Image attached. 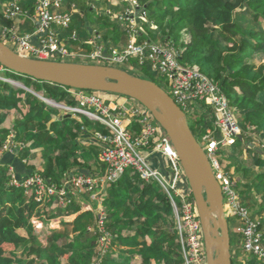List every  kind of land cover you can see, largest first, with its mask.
I'll list each match as a JSON object with an SVG mask.
<instances>
[{"label": "trees", "instance_id": "16d2710c", "mask_svg": "<svg viewBox=\"0 0 264 264\" xmlns=\"http://www.w3.org/2000/svg\"><path fill=\"white\" fill-rule=\"evenodd\" d=\"M138 1L149 19L167 31V40L173 37L177 47L184 49V61L202 65L203 71L220 83L236 109L242 135L250 134L254 128L264 135V62L258 65L251 60L258 52L264 54V0ZM86 8L91 9L89 6ZM182 33L185 39L180 41ZM8 73L22 78L27 87L38 93L42 91L45 97L58 102H74L68 99L64 86L12 71ZM95 92L107 97L121 96L112 92ZM24 107L28 110L24 111ZM1 112L6 113L5 117L10 112L6 120L8 125L3 122ZM49 116V105L33 93L0 82V146L12 132L20 139V136L25 137L19 129L30 127L35 129L36 140L33 143L40 145L38 148L42 147L43 161L42 171H37L38 168L30 162H24L30 157V143L17 154L6 151L0 161V264H91L97 255L96 241L102 233H89V226H96L93 211H81L76 201L66 205L65 210L75 214L72 219L74 234L60 246L58 242H62L66 235L56 232L44 245L35 233L32 217L35 214L43 218L48 214L46 209L38 208V202L26 193L24 187L11 183L9 164L13 165L19 181L35 172H42L49 181L59 183L64 172L72 167L85 174L94 172L91 166L82 164L66 145L73 138L77 143L88 142V135L82 137L83 123L73 117L51 121ZM196 116L195 128H191L198 139H202L211 122L203 120V114ZM94 126L104 127L99 122ZM132 128V131L140 129L137 124ZM89 140L90 151L101 168L99 151L96 150L98 144ZM241 143L242 139L237 137L232 147L235 149ZM251 164L246 163L245 169ZM257 181L264 183V172L258 174ZM105 192L106 228L112 235V247L116 245L119 249L118 257L109 251L100 264H135L136 257L140 259L139 264H185L174 209L159 182L144 180L138 172L128 168L120 179L106 187ZM54 214H48L49 218ZM233 264H236L235 257Z\"/></svg>", "mask_w": 264, "mask_h": 264}, {"label": "built area", "instance_id": "2783aa9c", "mask_svg": "<svg viewBox=\"0 0 264 264\" xmlns=\"http://www.w3.org/2000/svg\"><path fill=\"white\" fill-rule=\"evenodd\" d=\"M21 1L12 0L7 3L2 12L4 19L13 20L22 13ZM125 1L128 3V8L123 15L125 24H127V42L121 44L120 40L119 43H111L108 54H105L103 48L99 47L92 54V58H101L110 65L130 70L133 60L141 63L149 62L168 80L170 94L186 116L194 117L197 114H203V120L211 122V125L205 128L201 140L208 145H206V152L223 189L226 217L228 220L232 217L242 223V226L238 228L240 239L236 241L237 250L234 253L242 251L247 255L246 257L253 255L252 258L259 260L258 264H264L262 224L253 217L251 209L235 190L231 176L221 169L219 162L222 154L220 144L231 145L242 134L236 109L230 103L228 95L219 82L208 76L196 64L184 61L182 58L184 49H180L170 40L164 42L144 40L135 24V19L137 16L142 18V22H146L150 27L154 25V21L149 20L146 10L138 0ZM36 2V13L39 19L37 34L41 36V47L32 43L31 35L20 37L7 25H0L1 40L8 42L11 46L9 47L18 53L30 57L48 59L49 57L66 56L69 53L62 44L61 31L58 29L67 30L71 27L73 12L62 9L66 0H36ZM71 38H77L75 32L72 33ZM0 67L2 70H8L2 64ZM64 89L68 93V99L74 102H58L45 97L43 93L38 94L45 103L64 110L66 114L71 113L77 122L83 123L82 129L85 133H88L90 129L84 124L81 116L87 118L93 125L99 122L104 126L97 128L94 136L91 137L100 147L98 159L102 167L99 171L88 174L78 170L69 171L60 187L57 183L46 179L40 172L27 177L21 181V184L23 186L27 183L35 185L38 196L46 193L60 194L61 198L70 204L75 201L73 200L75 188L99 183L98 192L93 195V198H97L101 190L106 189L105 186L117 181L128 168H132L140 174L142 179L159 182L167 192L174 214L178 219L177 229L186 264H208L204 234L195 201L188 194L177 189V183L182 177L178 154L171 138L151 111L132 98H112L102 96L95 91L65 86ZM209 108L212 110L209 111ZM134 124L140 127L139 131H132ZM217 130L223 134L221 140L216 138ZM13 138L14 134H10L3 143L2 151H12L16 148ZM143 151L146 154H143ZM151 153H158L168 158L170 179L160 167H154L152 162L147 160V154ZM14 184L20 185L18 181ZM174 193L179 196L180 202L175 199ZM84 210H87V206ZM94 210L88 207L87 211L94 212L96 224L94 228L102 233L99 238L105 241L100 245L97 257L91 264H100L104 253L113 248L112 240L108 241L112 235L106 228L107 211L104 201L97 206L96 211ZM108 243L110 246L105 250V245Z\"/></svg>", "mask_w": 264, "mask_h": 264}, {"label": "rangeland", "instance_id": "374dc122", "mask_svg": "<svg viewBox=\"0 0 264 264\" xmlns=\"http://www.w3.org/2000/svg\"><path fill=\"white\" fill-rule=\"evenodd\" d=\"M3 1L7 2V0H3ZM103 1H105V0L75 1V4H78V2H80V5H78L79 12H77V13H80L82 16L87 17L90 24L94 28H97L98 30L102 31L103 35L108 37V39L105 40L106 42L114 41V39L117 38V39H119L117 41L118 43L121 40V44H124L128 40V32H127V27H126L127 24H125V20L123 18V15L126 12V9L128 8V3L125 0H113V3H110V1L106 0V4L102 5ZM86 6H89L91 9L88 10L86 8ZM105 24H107V25H105ZM135 24L137 25V28L139 29L140 35H142L144 37V40H147V41L153 40L154 42L167 41V35H168L167 31L165 32L163 29H161L159 27V25H157L155 23V21H154V25L152 27H150V25L147 24L146 22H144V21L142 22V18L137 16V18L135 19ZM62 32H63V35L67 34V31L65 29H63ZM216 37L220 38V36L218 34H216ZM81 39H84V36L82 35V33H81ZM184 39H185V34L182 33L180 41H182ZM170 41L173 42V37L170 39ZM6 43L8 46H10V44H8V42H6ZM78 43H79V41H77V42H70L69 41L68 42V48H71L73 45H76ZM114 43H116V42H114ZM96 44H98V43H96ZM92 54H93V52H91L88 55L82 56V57L84 59H86L87 61H90V59H87V58H89V57L92 58ZM67 55H69V54H66V56ZM61 58H65V56L61 55ZM251 60H252V62L259 65L260 63L264 62V54L262 52H258L255 55V58H253ZM94 63H96V64H102V63L109 64L108 62H104L103 59H101V58H96V60H94ZM195 64L200 69L203 68L202 65L197 64V63H195ZM130 66H131V70L128 69L129 71H131L134 74L140 75V76L145 75V77L154 80L156 83L161 85L167 92L170 93V87H169L168 80L163 76V74L161 72H159L157 69H154L153 66L149 62L141 63L138 60H133ZM0 68H2V67H0ZM125 69H127V68H125ZM8 71H10V70L0 69V82H7L13 88H23L26 90L29 88L24 84L25 81L22 78L16 77L13 75V73H8ZM29 89L33 90V88H29ZM33 91H34V93H33L34 96L40 98L39 97L40 94H37L38 92L35 90H33ZM35 92H36V94H35ZM8 93H10V90H8ZM39 93H43V92L41 91ZM102 96H108V95H102ZM110 97H112V98H115V97L119 98L120 97L121 99L129 98V97L124 96V95H121V96L110 95ZM52 99H54V98H52ZM23 109H24V111L28 110L27 107H24ZM49 109H50L49 118L51 121L61 120L62 115H67L64 110H61L60 108H58L56 106L49 105ZM197 111H200V110L197 109ZM9 113L10 112H8L6 117H5L6 113L1 112V115H4L3 122H5L7 120V116L9 115ZM68 114H71V113H68ZM198 115H200V114H197V116ZM81 118H82V121L84 122V124L87 127H89V129H90V131L85 134V137L87 135L90 137V138H87L88 142H86V143L78 142L77 143V142H75V140L73 138L72 140L67 141L66 145L68 146V148L70 150L74 151L76 157L78 159H80V162L82 164H86L88 166H91L93 171L96 172V171L100 170V166H98L96 164V162L94 160V156L92 155V152L90 151V142L91 141L89 139H91V137L94 136V131L97 129V127L94 126L93 123L91 121H89L87 118H85L83 116H81ZM187 118H188L190 125L193 128H195L194 123H193L194 122L193 117L190 115H187ZM241 118H242V116H241ZM5 123H7V121ZM7 125H8V123H7ZM249 127H251V126L249 125ZM247 130H248V128H247ZM19 131L22 134H25V137L22 138V136H20L21 137V139H20L16 136V134L14 132L11 133V134H14L13 141H14V145L16 146V148H14V151L15 150L17 151V149H18V151L22 150V148L24 149L27 145H29L28 143H30V145H29L31 147V150L29 151V153H30L29 159L30 160L27 158L24 160H26L27 163L30 162L36 168H38L37 171H42V170H40L43 167V161L41 160L42 147L38 148V146H40V145H38L37 143H33V140H36V137H34L35 129H32V128L30 129V127L28 129H25V127H21L19 129ZM83 133H85V132L83 131ZM253 133H254V135L251 137L250 136L251 134H250L249 137L247 138V140L252 141L253 143L256 142V143H254L255 145L261 146V144H262L261 142L264 141V135L262 134V132L260 130H257L255 128H254ZM81 134H82V132L79 134L78 137H80ZM238 137H240V136H238ZM216 138L218 140H221L223 138V134L220 130L216 131ZM199 140L202 141L200 138H199ZM202 142L206 148L207 144L204 143V140ZM95 145H97V144H95ZM2 146H0V160L1 161L4 157L3 156L4 153L6 152V151H2ZM96 148H97L96 149L97 151H100V147H98V145ZM229 150H230V148L228 149V151ZM143 154H146V153L143 151ZM223 154H224V151H222V154L219 157L221 169L224 172L228 173V175L231 176V180H232V183L235 187V190L238 192V194L240 195L242 200L245 203L247 201L249 202L250 198L247 195H245L243 192L248 193L250 191L247 187L242 185L241 182L247 183L249 180H251V177L244 176V174L242 173L241 170L237 171V166H239L240 168H242L243 166L246 167V163L250 162V160H252L253 156H249V158L248 157L244 158V157H241L240 155H238V157H236L233 160L232 157H234L233 156L235 154L234 151H232L228 154V155H230V156H228V158L225 157V155H223ZM225 154H227V153H225ZM26 155H27V153H26ZM156 156H160V154L148 155L147 160L150 162V160H152ZM158 158L162 160V157H158ZM36 161H38V162H36ZM230 161H232V162L230 163ZM159 162H160V160L157 162V164H154V167L158 168ZM9 166H10L9 170L12 172L11 183H15L16 181H18L20 183V185H18V186L19 187H25L26 193L32 199H34L35 201L38 202V204H39L38 208H41V207L45 208L46 212L49 215L53 212L55 213L54 216H52L50 218H49L48 214H45L46 217L43 215V218H39L38 216H35V214L33 215L32 222L34 223V226H35V233L38 235L40 241L44 245H46V243H48V240H50V238L53 237V235L56 232H63L66 235L65 239L62 242H58V243H61V244H59L60 246L63 245L64 243H66L69 240V236H72L74 234L72 219L75 216V214L65 210L66 205H68L67 202L65 201V199L63 200L61 198L60 194H57V193H55V194L46 193V194H42V195L38 196L37 195V188L35 187V185L27 183V184H24V186H23L21 184V181L17 180L13 167L10 164H9ZM76 167H78V166H76ZM249 167L250 166H248V168ZM75 170H76L75 167H72L71 169L64 172L61 181L59 183L55 182L58 184V187H60L63 184V179L66 177L67 173L69 171L75 172ZM181 170H182V167H181ZM254 171L256 172L257 170H254ZM249 172H252V168H250ZM35 173H33V174H35ZM165 174H166L168 179L171 178L170 170H166ZM181 174H182V177L179 179V181L177 183V189L180 190L181 192L188 194L191 197V194H190L191 190H190V187L188 185V182H187V179L184 175L183 170H182ZM32 175H30V176H32ZM33 177H36V176H33ZM98 184H93V186L81 185L78 187V189L75 188V191L73 193L74 194L73 200L76 201V203L80 206L81 210L82 209L84 210V208L87 206V210L89 207L90 209L93 208V209H95L94 211H96L97 206L100 203H102V201H104L103 199L105 197L106 192L103 189L101 190V193L97 196V198H93V195L96 192H98L97 191L98 190V188H97ZM239 184H241L242 186H240ZM105 188H106V186H105ZM173 195H174L175 199L178 202H180L179 196L176 195L175 193ZM262 208H264V207H262ZM250 209H251L252 214H253L254 213L253 207L251 206ZM253 217L256 220H258L257 219L258 217L256 218L254 215H253ZM174 218L176 221V225L178 226V224H177L178 219H177V216L175 214H174ZM261 221H262L263 226H264V218L261 219ZM228 222H229L230 235H231V251H233V257H235V259H236V264H254V263H257V261H259V260H257L255 257L254 258L251 257V259H250V258L246 257L247 255L241 251H239L235 255L234 248L236 246V241L238 240V238H240V235L238 233V228L242 226V223L238 220L233 219L232 217H229ZM263 230H264V227H263ZM89 231H90L89 233L92 235H96V233H97V230L94 228L93 225L89 226ZM106 240H107V238H106ZM111 240H112V237H110V239H108L109 242H111ZM104 241L105 240H103L102 238L97 239V241H96L98 243L97 252L99 250L100 245H102V242H104ZM109 246H110V243L105 245V250ZM118 249H119V247L114 245L113 248L110 250L111 252H114L113 253L114 257H118ZM107 253H108V251H106L104 253L105 255L102 256V261L105 258ZM182 253H183V249H182ZM96 257H97V255L95 256L94 259H96ZM183 257H184V254H183ZM33 259H35V258H33ZM63 259L65 261V258H62V260ZM184 259H185V257H184ZM139 262H140V259L138 257H136L134 263L139 264ZM185 264H186V262H185Z\"/></svg>", "mask_w": 264, "mask_h": 264}, {"label": "water", "instance_id": "95a60500", "mask_svg": "<svg viewBox=\"0 0 264 264\" xmlns=\"http://www.w3.org/2000/svg\"><path fill=\"white\" fill-rule=\"evenodd\" d=\"M0 64L12 72L36 80L77 89L112 92L143 104L165 129L176 149L198 209L208 264H233L230 228L224 211L221 183L185 112L161 85L115 65L22 55L1 38ZM28 91L34 93L31 89ZM71 117L72 114L64 116Z\"/></svg>", "mask_w": 264, "mask_h": 264}, {"label": "crops", "instance_id": "0c3cea01", "mask_svg": "<svg viewBox=\"0 0 264 264\" xmlns=\"http://www.w3.org/2000/svg\"><path fill=\"white\" fill-rule=\"evenodd\" d=\"M12 0H7V2H4L3 0H0V25H7L10 26L16 35L20 37H24L26 35H31L32 43L35 46L41 47L42 40L41 36L37 34V29L39 26V19L38 15L36 13V0H22L20 3V6L22 8V13H20L17 17H15L13 20H6L3 17V10L7 6V3ZM110 3H113V0H108ZM109 3V4H110ZM106 4V0L102 2V5ZM62 9H66L67 11L73 12V22L71 24V27L67 29V34L63 35V29H58V31H61V38H62V44L65 46V48L68 50L69 55L65 56V58H61V56L57 57H49L48 59H54V60H62V61H69V62H82V63H94V60L96 58H87L90 59V61H87L82 56L88 55L91 52H95L98 47H102L105 54H108L109 47L111 43L117 42L119 39H114V41H108L105 40L108 39L107 36H104L102 31L98 30L97 28H94L87 17L82 16L79 12V7L77 4H75L74 1L66 0V2L63 4ZM6 20V21H5ZM9 21V24L7 23ZM76 33L77 38L73 39L71 38L72 33ZM81 33L84 36V39H81ZM89 35V36H88ZM77 42L78 44L73 45L71 48H68V42ZM94 43V44H93ZM98 43V44H96ZM65 59V60H64ZM100 60V59H99ZM101 61V60H100ZM212 109L209 108V111ZM65 115H62L64 117ZM195 120V117H193V121ZM254 131H250L251 134H246L243 136L242 134L239 135L242 139V143L238 146L232 147L231 145H224L220 144V149L224 151L225 157L228 158V155L230 152L234 151L235 154L233 160L240 155L244 158H249V156H253L251 166L247 169H245V166L240 168L237 166V171H242L244 176L251 177V180H249L247 183H242L245 187L249 189L250 192L245 193L250 198V201L246 202V205L251 208V206L254 209L253 215L261 221V219L264 218V183H260L257 181V176L259 173L264 172V141H262L261 146L255 145L254 143L247 140L249 135L252 137L254 135ZM247 133V132H246ZM86 133L82 134V137H85ZM87 137V136H86ZM254 138V137H253ZM230 150L228 151V149ZM9 153L17 154L19 153L18 149L17 151H7ZM227 153V154H225ZM6 153H4L3 156H5ZM158 153H151L147 155H153ZM11 157V155H9ZM14 160H16L15 156L13 155ZM158 157H162V160ZM4 158V157H3ZM9 159V158H8ZM11 160L13 158L11 157ZM160 160L159 167L165 172L166 170H170L169 160L168 158H165L164 156H156L152 160V164H157V162ZM1 161V160H0ZM26 162V160H24ZM232 161H230L231 163ZM12 165V164H10ZM21 164H19L20 166ZM13 166V165H12ZM229 166V165H228ZM169 167V168H168ZM250 168H252V172H249ZM14 169V168H13ZM254 170H257L256 172ZM170 179V178H169ZM239 184L240 186H242ZM242 193V194H243ZM253 201V202H252ZM248 203V204H247ZM262 223V221H261ZM262 223V228H263ZM240 238H238L239 240ZM237 250L236 246L234 248V252ZM233 254V251H232ZM237 253H235L236 255ZM248 257H253V255H250Z\"/></svg>", "mask_w": 264, "mask_h": 264}]
</instances>
